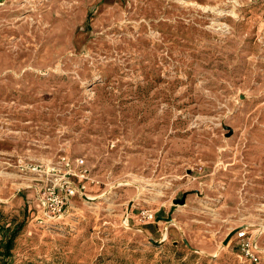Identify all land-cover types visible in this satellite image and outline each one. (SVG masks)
<instances>
[{
  "label": "rangeland",
  "instance_id": "obj_1",
  "mask_svg": "<svg viewBox=\"0 0 264 264\" xmlns=\"http://www.w3.org/2000/svg\"><path fill=\"white\" fill-rule=\"evenodd\" d=\"M62 154L93 182L45 225ZM242 227L264 254V0H0V263L239 264Z\"/></svg>",
  "mask_w": 264,
  "mask_h": 264
},
{
  "label": "built area",
  "instance_id": "obj_2",
  "mask_svg": "<svg viewBox=\"0 0 264 264\" xmlns=\"http://www.w3.org/2000/svg\"><path fill=\"white\" fill-rule=\"evenodd\" d=\"M75 160L62 154L53 163H29L27 170L37 174L41 185L36 189V200L41 206L40 221L45 225H55L65 220L74 205V198L83 196L93 178L90 170L84 164L83 158ZM152 220L153 213L145 214ZM246 227L236 230L235 240L238 248L235 257L239 264H264V254L261 250L259 235Z\"/></svg>",
  "mask_w": 264,
  "mask_h": 264
},
{
  "label": "water",
  "instance_id": "obj_3",
  "mask_svg": "<svg viewBox=\"0 0 264 264\" xmlns=\"http://www.w3.org/2000/svg\"><path fill=\"white\" fill-rule=\"evenodd\" d=\"M185 202H186V195H183V197L182 198H176V199H174V203L175 204H181V205H184L185 204ZM166 219V220H168V221H171L172 220V215H171V213L167 216V217H157V220H159V219Z\"/></svg>",
  "mask_w": 264,
  "mask_h": 264
},
{
  "label": "trees",
  "instance_id": "obj_4",
  "mask_svg": "<svg viewBox=\"0 0 264 264\" xmlns=\"http://www.w3.org/2000/svg\"><path fill=\"white\" fill-rule=\"evenodd\" d=\"M10 240H12V239H10ZM11 247H12V243H11V241H8L6 246H5V248H6L5 254L2 253L1 255L10 256L11 255V252H10ZM0 264H9V261H4V262H1Z\"/></svg>",
  "mask_w": 264,
  "mask_h": 264
},
{
  "label": "crops",
  "instance_id": "obj_5",
  "mask_svg": "<svg viewBox=\"0 0 264 264\" xmlns=\"http://www.w3.org/2000/svg\"><path fill=\"white\" fill-rule=\"evenodd\" d=\"M78 158H82V157H78ZM78 158H75L74 160H75V163L76 164H78V162H77V159ZM84 159V158H83ZM84 164H85V166H87V164H86V162H85V159H84ZM88 167V166H87ZM150 227V228H149ZM152 228V229H151ZM154 229H158V226H157V224H154V227L151 225V223L150 224H148L147 225V229H146V231L147 232H150L151 234L153 233V231H154ZM149 230V231H148Z\"/></svg>",
  "mask_w": 264,
  "mask_h": 264
}]
</instances>
